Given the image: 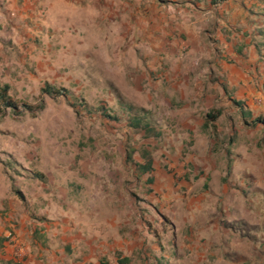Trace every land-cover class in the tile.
<instances>
[{"label": "rangeland", "instance_id": "rangeland-1", "mask_svg": "<svg viewBox=\"0 0 264 264\" xmlns=\"http://www.w3.org/2000/svg\"><path fill=\"white\" fill-rule=\"evenodd\" d=\"M119 1L105 11L108 27L95 4L75 9L54 2L37 12L29 37L1 51L0 84H9L22 111L0 112V169L10 191L24 201L61 184L72 191L71 181H99L107 193L95 200L98 212L108 225L119 222L128 238L138 236L141 247L128 264H264V125L243 124L239 111L207 130L196 120L184 122L188 98L165 89V61L156 60L151 69L159 76L149 80L145 60L120 52L127 31ZM90 18L95 22L86 26ZM104 40L109 50L100 52ZM46 83L67 94H42ZM134 115L154 130L130 127ZM252 115L264 119V108ZM145 151L153 171L141 174L136 163L145 161ZM56 199L65 212L74 211L69 200ZM82 213L91 219L97 212L89 206Z\"/></svg>", "mask_w": 264, "mask_h": 264}, {"label": "crops", "instance_id": "crops-1", "mask_svg": "<svg viewBox=\"0 0 264 264\" xmlns=\"http://www.w3.org/2000/svg\"><path fill=\"white\" fill-rule=\"evenodd\" d=\"M148 1L118 2L116 11L126 21L127 31L120 52L145 60L150 69L143 66L142 74L148 79L159 76L151 69L158 67L156 60L165 61L166 70L161 72L168 81L165 89L179 91L182 100L188 98L183 105L189 112L184 122L203 124L204 115L214 108L222 110L217 120L223 121L229 112L239 111L234 100L243 101L252 114L263 110L264 0ZM54 2L75 9L80 4H95L102 8L97 15L101 25H110L105 11L111 0H0V52H8L14 41L29 37L31 29L38 27L37 12L50 10ZM11 11L15 17L9 15ZM64 11L61 9V17ZM94 22L90 18L84 23L90 26ZM108 50L104 40L100 52ZM0 55L5 57L2 52ZM99 183L86 179L71 181L68 186L66 182L72 191L60 190L61 184L48 194L29 195L21 201L10 191V182L0 169V264H16L11 262L9 230L24 242V264H121L122 258L140 249L137 234L128 238L119 222L108 225L98 212L101 206L95 205V200H102L107 193L98 188ZM58 197L69 200L74 211L65 212ZM89 206L97 212L91 219L82 213ZM74 220L83 224L76 226Z\"/></svg>", "mask_w": 264, "mask_h": 264}, {"label": "trees", "instance_id": "trees-1", "mask_svg": "<svg viewBox=\"0 0 264 264\" xmlns=\"http://www.w3.org/2000/svg\"><path fill=\"white\" fill-rule=\"evenodd\" d=\"M10 86L8 83L0 84V112H4L6 110H10L15 114H21L22 111L19 110V104L12 98L10 92ZM41 93L46 94L50 97H56L60 95H66L67 90L63 87H56L55 85L46 83L42 88H41ZM234 104L239 108L240 116L242 119L243 124L247 126H256L259 123L264 125V119L262 117H253L252 112L246 108L245 104L243 101H233ZM27 107L26 109L30 110L32 106L29 105H24ZM43 107V102H40L37 106V109H41ZM129 109H132L131 106L127 105ZM222 110L219 108H216L214 110L208 111L204 115V122L202 124V129L207 130L209 128L215 127V122L221 115ZM142 125L143 129L145 131H153L154 129L148 122H143L142 117L140 116H132L129 118V126L133 128H140ZM134 149L131 148L128 150L127 153V160L128 161H133ZM143 158L145 159L144 162L136 163L137 169L141 174L144 173H149L153 171V158L151 154L148 151H145L143 154ZM230 168V164L228 165ZM35 177L39 178L40 180L45 179V176L43 173H35ZM149 182H152V179H149ZM130 262V257L126 256L120 260L119 263L121 264H128Z\"/></svg>", "mask_w": 264, "mask_h": 264}, {"label": "built area", "instance_id": "built-area-1", "mask_svg": "<svg viewBox=\"0 0 264 264\" xmlns=\"http://www.w3.org/2000/svg\"><path fill=\"white\" fill-rule=\"evenodd\" d=\"M7 242L12 247L11 256L14 260H21L26 255V248L24 243L21 242L19 238L15 236V234L11 231L7 233Z\"/></svg>", "mask_w": 264, "mask_h": 264}]
</instances>
